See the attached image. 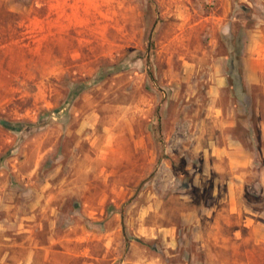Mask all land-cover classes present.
<instances>
[{"label":"rangeland","instance_id":"374dc122","mask_svg":"<svg viewBox=\"0 0 264 264\" xmlns=\"http://www.w3.org/2000/svg\"><path fill=\"white\" fill-rule=\"evenodd\" d=\"M0 118L2 264L31 238L46 264H202L212 138L250 151L242 194L264 209V0H0Z\"/></svg>","mask_w":264,"mask_h":264},{"label":"crops","instance_id":"0c3cea01","mask_svg":"<svg viewBox=\"0 0 264 264\" xmlns=\"http://www.w3.org/2000/svg\"><path fill=\"white\" fill-rule=\"evenodd\" d=\"M223 126L232 128L234 121L226 120ZM203 161L204 174L215 180L211 191L213 200L202 211V217L195 216L188 222L186 241L194 246L188 252V258L202 264H211L212 260L226 264V259H233L237 264L236 261L242 259L244 245L264 248V209H253L242 194L248 170L252 167V155L228 134L223 141L211 139L210 146L203 153ZM170 232L173 234V229ZM97 239L104 249V256L114 254L117 247L110 236ZM170 239V243L176 246V238L172 235ZM51 243L33 238L15 243L17 251L11 253L12 264L50 263ZM250 252L254 254V251ZM94 259L97 264L99 257L96 255ZM130 262L138 263L134 257L125 259L123 263Z\"/></svg>","mask_w":264,"mask_h":264},{"label":"trees","instance_id":"16d2710c","mask_svg":"<svg viewBox=\"0 0 264 264\" xmlns=\"http://www.w3.org/2000/svg\"><path fill=\"white\" fill-rule=\"evenodd\" d=\"M231 67H230V70H235V65H234V60L236 59V60H239V58H240V55L239 54H237L236 56H234L233 55V53H231ZM234 59V60H233ZM237 74V79L239 80V82L242 84V86L244 85V83H243V78H242V75L239 73V71L236 73ZM229 80L230 81H232L233 79H232V77H229ZM0 124H2L3 126H5V127H8V128H11V126L12 125H10L6 120H4V119H1L0 118Z\"/></svg>","mask_w":264,"mask_h":264}]
</instances>
